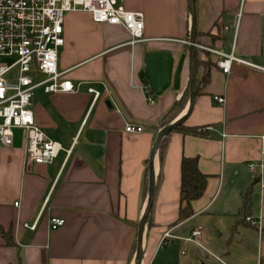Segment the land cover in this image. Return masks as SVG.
<instances>
[{
    "label": "crops",
    "instance_id": "1",
    "mask_svg": "<svg viewBox=\"0 0 264 264\" xmlns=\"http://www.w3.org/2000/svg\"><path fill=\"white\" fill-rule=\"evenodd\" d=\"M121 3L143 14L146 41L132 45L123 27L96 24L84 12L68 13L58 67L76 91H33L37 124L62 147L54 162L26 165L21 130L14 132L11 146L0 144V264H133L157 126L191 89L192 17L198 94L181 126L213 130L204 136L176 130L169 134L142 264L154 263L159 247L169 243L162 242L166 233L188 244L184 239L196 230H184L191 221L224 213L231 204L240 208L249 200L247 217L261 218L264 225V183L255 182L248 168L261 161L264 146V0ZM205 48L234 53L261 69L234 64L231 73L224 74L217 65L221 57ZM162 51L174 58L173 74L183 58L180 87L175 89L172 81L151 105L146 91L150 82L141 74L145 56ZM216 96L225 104L214 101ZM128 125L144 131L127 133ZM183 157H198L200 171L209 178L203 197L193 203L195 215L173 226ZM154 164L157 180L158 152ZM54 218L64 219V226L52 229ZM206 238L203 230L202 243ZM261 255L259 264L264 261Z\"/></svg>",
    "mask_w": 264,
    "mask_h": 264
},
{
    "label": "built area",
    "instance_id": "2",
    "mask_svg": "<svg viewBox=\"0 0 264 264\" xmlns=\"http://www.w3.org/2000/svg\"><path fill=\"white\" fill-rule=\"evenodd\" d=\"M71 12L87 13L96 24L123 27L129 33L132 45L146 41L143 14L126 10L121 0H0V58L15 59L11 64L0 63V144L11 146L14 131L21 130L26 165H50L62 150L61 145L50 139L37 124L32 95L38 87H43L47 94L76 91L73 83L65 79V73L60 72L58 67L59 52L65 44V17ZM205 49L221 57L217 65L224 74H230L234 64L258 68L234 53ZM14 70L16 72L12 76ZM36 76H41V80L35 81ZM146 91L148 103L156 104V95L150 87H146ZM90 92L95 94V98L100 95L93 89ZM214 101L219 105L225 104L222 97L216 96ZM212 130L211 126L200 129L203 132ZM125 131L138 134L144 129L142 126L128 125ZM248 168L252 179L263 184L264 146L261 161L258 164L250 163ZM15 205L18 206V203ZM259 220L257 222L251 217L245 219L248 224L258 225L261 230L262 219ZM64 224L65 220L61 218L51 220L54 230ZM169 238L173 237L166 233L163 240ZM202 238L203 230L199 228L184 241L203 247ZM209 254L216 261L226 264L221 258Z\"/></svg>",
    "mask_w": 264,
    "mask_h": 264
},
{
    "label": "rangeland",
    "instance_id": "3",
    "mask_svg": "<svg viewBox=\"0 0 264 264\" xmlns=\"http://www.w3.org/2000/svg\"><path fill=\"white\" fill-rule=\"evenodd\" d=\"M14 61V58H0V63L11 64ZM15 72H12V76ZM240 196L245 199L244 194ZM242 208L231 204L224 213H207L191 221L184 230H204L207 238L202 243L203 248L198 249L191 243H179L169 238L168 244L159 247L153 264H222L209 253L222 258L226 264H259L261 253H264V238L260 237L258 225L243 221ZM162 242L165 243L164 240Z\"/></svg>",
    "mask_w": 264,
    "mask_h": 264
},
{
    "label": "water",
    "instance_id": "4",
    "mask_svg": "<svg viewBox=\"0 0 264 264\" xmlns=\"http://www.w3.org/2000/svg\"><path fill=\"white\" fill-rule=\"evenodd\" d=\"M192 30L190 37V71H191V96L188 103L187 111L185 115L179 120L167 125L160 130L156 145L152 151L149 162V187L147 195V206L144 215L140 221L137 238V248L133 259V264H142L144 258V240L146 231L149 224L150 215L154 205L156 193H157V180L155 176V158L161 143L169 136L176 128L180 127L187 119L194 107V103L198 94L197 83V68H196V25L195 18L192 17ZM146 70L141 74L142 78H146L150 82L152 92L156 96L162 95L167 90L172 81L175 89L180 87V73L182 70L183 58L181 59L178 68L173 74L174 58L170 52H151L145 56Z\"/></svg>",
    "mask_w": 264,
    "mask_h": 264
},
{
    "label": "trees",
    "instance_id": "5",
    "mask_svg": "<svg viewBox=\"0 0 264 264\" xmlns=\"http://www.w3.org/2000/svg\"><path fill=\"white\" fill-rule=\"evenodd\" d=\"M206 63V62H205ZM206 66L207 63H206ZM191 91L187 89L182 97L174 102L172 107L167 111V113L162 118L161 122L158 124V129L161 130L167 125L173 123L186 109L188 102L190 100ZM156 98V96H155ZM202 128H192L181 126L176 131L185 133V134H194L204 136L207 132L200 131ZM161 143L159 151H158V160H159V173L157 175L158 184L161 182L163 178L162 167L165 160V154L167 149V139ZM199 158L198 157H183L181 161L180 168V204L178 210V217L176 221L172 224L173 226H177L181 223H184L191 219L194 215L193 203L199 199H201L205 193L207 184H208V176L203 174L198 166ZM148 187H149V172L146 173V181L144 185L143 195L146 198L148 195ZM249 200H246L241 212V216L243 217V221L248 214L249 208ZM150 224V222H149ZM151 224L149 225L150 228ZM259 232L264 237V225L261 230L258 228ZM11 242V240H8ZM136 252V244L134 246V251L130 258V263H132ZM260 264H264L262 260Z\"/></svg>",
    "mask_w": 264,
    "mask_h": 264
}]
</instances>
